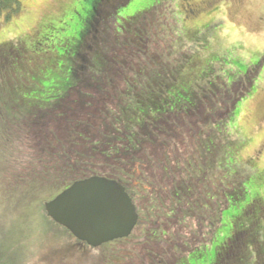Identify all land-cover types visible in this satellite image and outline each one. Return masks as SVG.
<instances>
[{
	"label": "trees",
	"instance_id": "16d2710c",
	"mask_svg": "<svg viewBox=\"0 0 264 264\" xmlns=\"http://www.w3.org/2000/svg\"><path fill=\"white\" fill-rule=\"evenodd\" d=\"M130 1H95L79 42L81 61L72 64L74 83L61 97L54 88L43 90L42 79L29 82L34 96L20 93L29 84L19 75L28 54L0 46V188L7 180L12 195L44 211L46 202L79 181L115 180L139 214L130 264H178L214 237L231 204L228 189L234 186L220 167L230 156L219 143L210 146V139L249 90L235 96L240 79L221 95L198 86L175 94L182 70L198 77L184 59L191 52L171 46L161 61L151 58L142 48L150 34L145 16L161 9L119 20L118 9ZM20 11V0H0L5 22ZM124 47L121 60L113 56ZM134 234L98 248L77 242L106 260L102 250ZM238 237L236 244L230 238L223 243L214 264H229L233 250L243 247Z\"/></svg>",
	"mask_w": 264,
	"mask_h": 264
},
{
	"label": "rangeland",
	"instance_id": "374dc122",
	"mask_svg": "<svg viewBox=\"0 0 264 264\" xmlns=\"http://www.w3.org/2000/svg\"><path fill=\"white\" fill-rule=\"evenodd\" d=\"M95 1L48 0L41 5L34 0L30 4L20 0L19 14L7 22L0 16V46L22 47V52L28 54L26 65L20 68L24 70L19 71L26 83L42 79L43 90L54 88L52 92L59 97L74 83L72 64L81 61L76 57L79 42L85 36ZM159 7L157 14L145 16L150 34L142 48L160 61L171 46L177 52L190 51L189 58L184 52V59L194 66L198 76L192 79L189 69L182 70L174 84L175 94L198 86L221 95L240 79L235 96L249 90L229 119L215 126L214 138L210 139V146L219 143L225 155L230 156L220 160V167L223 163L225 178L234 186L233 191L228 189L231 204L214 237L178 264H214L223 243L236 231L244 233L239 237L244 243L241 250H233L228 263L264 264V0H131L118 9L117 17L126 21ZM110 49V53L116 50ZM126 49L113 56L121 60ZM256 71L253 80L247 82L245 79ZM31 85L23 84L19 92L34 96ZM3 183L2 180L0 264H108L109 258L113 264L131 263V246L138 231L117 248L102 250L103 257H108L103 260L99 252L83 251L79 240L54 222L46 210L27 199H17L7 180Z\"/></svg>",
	"mask_w": 264,
	"mask_h": 264
},
{
	"label": "water",
	"instance_id": "95a60500",
	"mask_svg": "<svg viewBox=\"0 0 264 264\" xmlns=\"http://www.w3.org/2000/svg\"><path fill=\"white\" fill-rule=\"evenodd\" d=\"M45 209L54 222L93 248L130 237L139 220L123 186L101 176L73 184Z\"/></svg>",
	"mask_w": 264,
	"mask_h": 264
},
{
	"label": "snow or ice",
	"instance_id": "6c2138e0",
	"mask_svg": "<svg viewBox=\"0 0 264 264\" xmlns=\"http://www.w3.org/2000/svg\"><path fill=\"white\" fill-rule=\"evenodd\" d=\"M31 2H32V0H26V3L30 4ZM34 2L37 4H41V5H46L48 3V0H34ZM0 42H2V41H0Z\"/></svg>",
	"mask_w": 264,
	"mask_h": 264
},
{
	"label": "flooded vegetation",
	"instance_id": "af4514ba",
	"mask_svg": "<svg viewBox=\"0 0 264 264\" xmlns=\"http://www.w3.org/2000/svg\"><path fill=\"white\" fill-rule=\"evenodd\" d=\"M264 213V212H263ZM264 215V214H263ZM217 261H218V259H216ZM219 263V262H218ZM219 264H222V262L221 263H219Z\"/></svg>",
	"mask_w": 264,
	"mask_h": 264
}]
</instances>
